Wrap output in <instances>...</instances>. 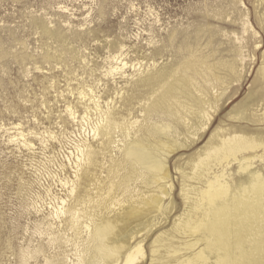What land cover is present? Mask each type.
Segmentation results:
<instances>
[{"label": "rangeland", "instance_id": "1", "mask_svg": "<svg viewBox=\"0 0 264 264\" xmlns=\"http://www.w3.org/2000/svg\"><path fill=\"white\" fill-rule=\"evenodd\" d=\"M203 58L221 77V64L239 60L242 90L217 103L220 86L188 68ZM262 63L264 0H0V264H104L96 228L130 212L124 234L140 231L132 243L150 264L153 242L184 210V174L216 128L264 140ZM135 139L158 157L156 147L175 148L164 157L169 185L130 168ZM258 171L264 161L244 175ZM163 192L164 215L138 213Z\"/></svg>", "mask_w": 264, "mask_h": 264}, {"label": "bare ground", "instance_id": "2", "mask_svg": "<svg viewBox=\"0 0 264 264\" xmlns=\"http://www.w3.org/2000/svg\"><path fill=\"white\" fill-rule=\"evenodd\" d=\"M246 26L245 32H249L253 28L249 21L246 22ZM254 35L255 38L258 33L255 32ZM238 41L241 45L244 40L238 39ZM259 45L260 43L256 42V50L260 48ZM124 49L122 47V51ZM237 50L242 55L244 46ZM123 55L121 53L120 57ZM204 58L198 59V65L194 69L188 68L203 79V84L215 83L220 86L221 95H218L217 103L229 97L234 91L242 90L243 84L246 82L247 71L244 68L240 71L235 64L239 60L233 64H228V61L226 64H221L223 70L224 68L227 70V76L221 77L218 75L219 71L217 73L218 65L215 67ZM113 59L117 60L116 57ZM126 65L123 63L122 69ZM261 74L264 78V67L261 69ZM234 83H237L236 87H233ZM185 85H190V81H187ZM184 92H186L185 88ZM256 104L255 107L258 106ZM172 106L174 107V105ZM159 108L160 104L153 106L154 111H158ZM223 108L224 106L218 107L216 113H221ZM248 110L241 111L237 116L244 119ZM212 120L214 121L216 118H210L209 123H212ZM134 141L127 146L124 152V159L130 164V168L134 166L135 169H145L143 172L147 170L146 172L151 174L157 182L163 181L167 185L170 182V174L164 157L174 153L175 148L170 145L156 147L155 152L160 155L158 157L142 142L136 141V139ZM208 145L210 147L205 150L203 156L195 160L192 170L194 172L190 176L184 174V185H182L184 210L174 219L171 230L163 232L153 242L150 264H264V177L259 171L255 172L253 176L251 175L253 181H249L251 176L248 178L244 175L251 172L256 162L264 161V154L261 156L256 154L261 148H264V140H259L246 130L223 122L214 131ZM93 157H97L96 152ZM236 164L240 168L237 174L232 172L233 166ZM192 179L194 183L191 182ZM166 188L168 187L166 186ZM166 192L169 191L166 190ZM167 193L163 192L158 198L145 205L148 206L147 209L137 212L151 214L155 211L157 216L161 213L164 215L165 210L161 203ZM119 207L121 208V206ZM119 212L121 211L119 210ZM133 216L136 215L130 212L125 214L122 220L119 219L120 216L114 219L107 217L105 220L101 218L102 223L97 226L95 231V236L100 241L99 247L95 250L97 259H101L104 264H144L148 255L146 256L142 243H132L133 236L137 238L140 231H133L132 227L127 234H124L123 230L125 224L122 223H127L128 217L133 218ZM176 239H180V241L177 242ZM91 259L93 260L94 257ZM91 259L88 264H95V261Z\"/></svg>", "mask_w": 264, "mask_h": 264}]
</instances>
